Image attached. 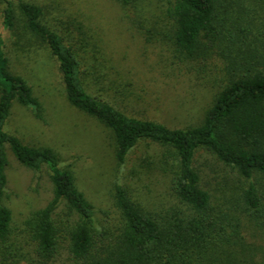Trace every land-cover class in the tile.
I'll return each instance as SVG.
<instances>
[{
  "label": "trees",
  "instance_id": "obj_1",
  "mask_svg": "<svg viewBox=\"0 0 264 264\" xmlns=\"http://www.w3.org/2000/svg\"><path fill=\"white\" fill-rule=\"evenodd\" d=\"M0 4V21L13 46L48 50L67 101L109 130L119 163L142 140L168 148L164 163L176 200L155 210L115 184L119 221L100 225L94 205L58 153L6 130L14 103L40 120L44 110L32 86L11 68L0 36V264H264V0L169 2L160 40L201 83L216 81L201 122L185 127L129 115L91 94L85 86L90 74L85 45L57 18L49 22L40 1ZM114 92L128 96L124 87ZM201 149L236 173V189L212 195L205 188L194 164ZM8 152L25 168L46 169L52 185L51 199L24 219V245L12 236V212L4 204Z\"/></svg>",
  "mask_w": 264,
  "mask_h": 264
},
{
  "label": "rangeland",
  "instance_id": "obj_2",
  "mask_svg": "<svg viewBox=\"0 0 264 264\" xmlns=\"http://www.w3.org/2000/svg\"><path fill=\"white\" fill-rule=\"evenodd\" d=\"M38 1L45 7L49 22L57 18V23L81 40L83 48L85 45L90 73L85 86L91 94L129 115L168 126L201 122L212 102L216 81L201 83L188 72L187 64L173 57L166 41L160 40L167 30L165 10L173 0H135L127 5L116 0ZM0 36L11 68L32 86L44 110L40 120L28 108L14 103L6 130L25 143L50 146L58 153L61 164L73 171L77 186L94 205L100 225L112 227L119 221L112 199L115 184H121L148 208L161 210L176 203L164 163L167 147L142 140L125 162L119 163L109 130L67 101L61 72L48 50L33 45L15 48L1 21ZM119 87L127 90V97L115 94ZM8 157L4 204L12 212V236L24 245V219L51 199L52 185L46 169L33 171L20 165L10 152ZM194 164L212 195L240 184L236 173L206 150H198Z\"/></svg>",
  "mask_w": 264,
  "mask_h": 264
}]
</instances>
